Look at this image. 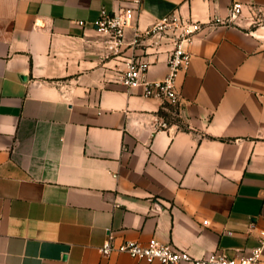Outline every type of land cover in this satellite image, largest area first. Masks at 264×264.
Returning a JSON list of instances; mask_svg holds the SVG:
<instances>
[{
  "label": "crops",
  "instance_id": "1",
  "mask_svg": "<svg viewBox=\"0 0 264 264\" xmlns=\"http://www.w3.org/2000/svg\"><path fill=\"white\" fill-rule=\"evenodd\" d=\"M235 1L241 16L208 23ZM130 3L0 0V264H161L103 256L109 233L155 237L196 258L240 257L258 244L264 0H140L111 54L93 23L103 7ZM170 13L204 22L177 109L120 80L134 51L150 79L166 76L171 42L131 41Z\"/></svg>",
  "mask_w": 264,
  "mask_h": 264
},
{
  "label": "built area",
  "instance_id": "2",
  "mask_svg": "<svg viewBox=\"0 0 264 264\" xmlns=\"http://www.w3.org/2000/svg\"><path fill=\"white\" fill-rule=\"evenodd\" d=\"M139 3L140 0H131L130 5L114 12L103 7L94 21L96 31L109 37L107 47L111 54L118 55L122 51L126 43L127 28L134 25ZM244 7L242 2L235 1L231 4L226 18L213 15L208 23L216 26L235 20L243 14ZM77 23L82 26L86 24L84 20H77ZM203 27L204 22L177 13L165 15L143 30L137 27L131 45H141L145 40L150 39H154L152 46L159 45L164 40L171 42L172 49L167 61L168 72L162 79H150L149 60L134 51L125 62V68L120 75L121 82L128 89L142 87L145 96L159 98L171 107L179 108L182 92L178 86V79L180 74L187 71L191 65L190 46ZM159 125L168 127L165 120L160 121ZM99 250L103 256H110L114 252L126 253L148 263L157 260L161 264H177L183 261L194 264H260L264 254V228L259 231L258 244L248 254L240 257L214 252L208 258H196L188 251L163 243L155 237L146 243L132 239L117 242L112 233L108 234Z\"/></svg>",
  "mask_w": 264,
  "mask_h": 264
},
{
  "label": "water",
  "instance_id": "3",
  "mask_svg": "<svg viewBox=\"0 0 264 264\" xmlns=\"http://www.w3.org/2000/svg\"><path fill=\"white\" fill-rule=\"evenodd\" d=\"M24 79H26V76H23Z\"/></svg>",
  "mask_w": 264,
  "mask_h": 264
}]
</instances>
